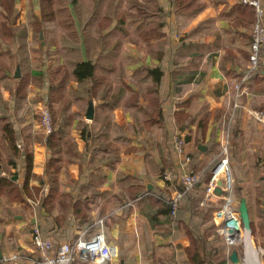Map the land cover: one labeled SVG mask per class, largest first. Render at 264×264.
Returning a JSON list of instances; mask_svg holds the SVG:
<instances>
[{
  "label": "crops",
  "instance_id": "obj_1",
  "mask_svg": "<svg viewBox=\"0 0 264 264\" xmlns=\"http://www.w3.org/2000/svg\"><path fill=\"white\" fill-rule=\"evenodd\" d=\"M19 1L23 3L19 22L28 19L31 3L34 14L41 16L35 0ZM199 1L205 4L204 8L184 23L175 11L174 0H159L168 13L166 25L157 29L161 37L144 39L133 27H127L121 42L116 41L112 36V32L118 33L114 18L103 30L109 37L102 41L97 38L89 42V46L84 34L96 37V27L83 25L85 17L76 20L80 36L78 58L91 59L97 64L98 80L94 94L87 95L88 105L93 100L95 120L86 118L88 106L77 103L72 106V111L82 113V121L77 119L71 127L79 156L62 151L65 161L58 185L59 195L69 204V209L63 214L58 199L50 204L51 211L41 205L51 188L46 166L52 149L47 145V135L41 126L43 105L47 102L50 108L46 79L41 85L29 86L27 99L18 110V115L25 117L20 126L28 129L30 136L24 138L23 130L15 125L17 146L21 148L25 142L32 151V173L36 177L32 176L27 188L23 187L24 158L17 159L9 174L0 170V176L12 175L18 189L10 199L9 185L0 186V250L3 256L19 254L18 260L0 261V264H33L37 252L31 237L36 223L57 245L73 242L81 234L92 236L98 231L101 219L108 242L118 249V256L126 258L127 264L130 259L133 264H155L156 261L160 264V257L164 256L172 257L173 264H185V249L190 244L186 226L196 225L201 231L208 226L200 213L191 211L193 199L197 208L214 210L211 222L223 201L215 192L207 195V182L219 162L223 132L231 125L233 117L236 119L230 147V167L235 178L233 194L238 206L243 196L247 198L253 233V225L264 226V124L253 113L264 110V55L260 70L245 84L248 93L241 96L237 107L232 87V82L246 71L254 10L241 0ZM154 22L155 19L152 24ZM38 48L39 44L34 45L35 50ZM56 55L61 56L59 63L62 64L61 52L49 57L31 52L32 68L41 66L46 72L49 67L53 68ZM144 68H159L162 71L160 82L154 83L152 75ZM70 86L80 88L75 80ZM87 87L91 88V84ZM0 91L13 114L17 112L10 91L1 84ZM158 113L160 120L157 115L152 116ZM85 126L88 130L82 136ZM92 128L93 131L104 130L107 138L104 144L109 149L101 144L98 151L94 150ZM179 134L185 137L187 152L192 157L187 164L174 150L175 137ZM0 152L4 157L9 153L1 148ZM188 169L200 174V182L182 200L179 212L171 213L177 216L175 218L151 212L147 203L135 201L128 195L133 182L129 178H136L145 184L146 190L172 198L181 186V174ZM169 171L174 172V178L167 181L164 174ZM96 188L100 193H95ZM77 208L93 221V226L90 222L79 224L77 217L81 216L76 214ZM200 230L198 233H202ZM253 238L256 244L264 246V235ZM226 256L228 264V247ZM73 264L99 263L76 258ZM113 264H120V260H114Z\"/></svg>",
  "mask_w": 264,
  "mask_h": 264
},
{
  "label": "trees",
  "instance_id": "obj_2",
  "mask_svg": "<svg viewBox=\"0 0 264 264\" xmlns=\"http://www.w3.org/2000/svg\"><path fill=\"white\" fill-rule=\"evenodd\" d=\"M83 1L40 0L41 16L38 17L34 14L33 4L31 3L28 19L25 22H19L21 13L17 8L18 0H0V84L10 91L11 99H14L17 105V112L13 114L9 102L0 91V148L3 151H9L5 157L0 152V170H4L9 174L10 167L16 165L17 159L24 158L25 180L23 187L27 188L29 179L32 176L36 177L32 173V151L25 142L21 148L17 146L18 134L15 125L17 124L23 130L22 134L24 138L30 136L28 129L20 126L25 117L18 115V110L23 107L27 99L29 86L33 83L41 85L47 79L49 82V106L53 130L49 134H46L47 145L52 149V156L47 163L46 173L48 181L51 183V188L49 194L41 201V205L51 211L52 207H50V204H54L58 199L63 214L69 209V204L62 201V195H59L58 191L59 173L65 161L62 151L65 150L79 156L76 150V142L73 141V136L71 135V127L77 119L82 121V113L72 111V106L74 103H77L79 106L87 107V95L89 92L94 94V88L98 80V76L96 75L97 64L92 62L91 59L83 61L78 58L80 36L77 31L78 23L76 20L84 19L85 17L86 21L83 25L85 24L88 27L93 25L92 27H96L98 32L96 37L93 34H84L85 41L90 46L89 42L97 38L98 41H102L104 38L109 37L110 34L103 33V30L109 27L114 18L117 19L116 29L118 33L116 35L114 31L112 32V36L113 39L116 38V41L121 42L122 37L126 35L127 27H133L136 32H139L140 37L144 39L157 35L161 37L162 33H158L157 29L159 26L166 25V18L168 17V13L159 4V0ZM174 3L175 11L178 17L183 18L184 23L189 22L205 5L199 0H174ZM244 5L247 6V4ZM253 10L255 21V9L253 8ZM156 17L163 18L164 20L158 21ZM154 19L155 22L152 24ZM47 24H51V27L55 25V28L50 29ZM62 29H65V31ZM60 30L63 32H60ZM30 31H32L31 39H29ZM36 44H39L37 50L34 49V45ZM35 51L46 57H49L52 53L61 52L63 56L65 55L64 62L59 66L49 67L46 72L42 70L41 66H37V69H34L32 68L30 55L31 52ZM18 67L21 69L20 76H16ZM144 70L152 75L154 83L158 84L160 82L162 71L159 68H144ZM72 80L77 81L80 88L70 86ZM88 84H91V88L87 87ZM155 115H157L159 120L161 119L160 113L152 114V116ZM235 120V117H233L230 125L231 138L233 137ZM87 130V126L81 130L82 136ZM100 131L102 133H99ZM91 136L94 150L98 151L100 145L104 144L107 140L104 130L93 131L92 128ZM103 148L109 149V146L104 144ZM112 149L115 152V149ZM129 179L133 180L128 190V195L131 199L147 203L151 207V212H156V214L177 217L171 214V197L169 198L168 196L167 198L158 194L156 195L152 190H146L145 184L139 182L138 179ZM209 180L207 184H209ZM14 181L11 174L8 177L0 176V186L2 184L9 185L7 189H9L10 199L13 198V194H16L18 190ZM42 181L44 180L42 179ZM179 188L181 186H178L177 189ZM95 193H100L98 188H96ZM189 193L190 191L185 194L184 198ZM202 197L203 194L199 198L201 199ZM194 205L195 201L193 199L191 211L193 213H200L203 217V222L207 221L208 226L203 231L196 225L186 226L190 244L185 249L187 252L185 264H227L226 244L222 236L217 232L215 221H210L214 210L208 207L197 208ZM179 209L180 207L176 213L179 212ZM79 210L80 208L75 209L76 214L81 216L77 217L79 224L81 225V222L82 224L90 222L93 226V221H90L85 214H81ZM177 222L181 221L178 220ZM253 226L256 236L264 235V226L262 224L259 227H256L257 224ZM198 230L202 233H198ZM122 258L126 260L125 257ZM160 260V264H173L172 257L164 256L160 257Z\"/></svg>",
  "mask_w": 264,
  "mask_h": 264
},
{
  "label": "built area",
  "instance_id": "obj_3",
  "mask_svg": "<svg viewBox=\"0 0 264 264\" xmlns=\"http://www.w3.org/2000/svg\"><path fill=\"white\" fill-rule=\"evenodd\" d=\"M255 9V21L252 26V38L246 71L240 79L232 82L234 89V106L240 105V98L248 93L250 77L256 74L261 67L264 55V2L263 0H241ZM177 38L179 35L176 36ZM47 101V98L46 100ZM253 113L264 124V110L253 111ZM41 124L49 134L53 130V122L50 108L47 102L42 108ZM174 150L183 160L184 164L192 161L191 155L187 152V141L181 134L175 137ZM221 158L213 170V174L207 188V195L214 194L215 188L221 180L223 189L222 204L214 212V221L217 232L222 236L228 247V264H233L230 255L233 250H237L240 257V264H264V246L255 244L253 247L257 253L255 259L250 260L248 241L245 237L243 224L239 215L238 204L236 203L233 186L235 178L230 167V126L224 132L220 142ZM174 172L169 171L164 174V179L173 180ZM200 181V174L194 169H188L180 176L181 188L177 189L170 200L171 213L176 214L185 194L190 191ZM99 229L90 237L81 234L73 242L66 241L55 244L53 240L46 237L39 224L33 225L31 241L37 255L33 258V264H73L76 258L85 261H92L99 264H113L118 257V249L111 245L106 236L103 220H99ZM252 245V244H251ZM19 259L18 253L3 256L1 261L9 262Z\"/></svg>",
  "mask_w": 264,
  "mask_h": 264
},
{
  "label": "water",
  "instance_id": "obj_4",
  "mask_svg": "<svg viewBox=\"0 0 264 264\" xmlns=\"http://www.w3.org/2000/svg\"><path fill=\"white\" fill-rule=\"evenodd\" d=\"M21 75V69L20 67L17 68V72H16V76H20ZM94 113H95V109H94V104H93V100L89 101V105L86 111V118L92 120L94 118ZM218 186L215 189V193L221 195L223 193V189L221 187L222 181L220 180L218 182ZM238 210H239V215L243 224V230L245 233V237L246 239H250V241L252 242L253 245H255V241L254 238L251 237V233H252V222H251V216H250V211H249V206H248V201L247 198L245 196L242 197V199L240 200V204L238 206ZM248 239V240H249ZM3 258V254L0 250V261ZM230 258L233 262V264H240V257L238 254V251L235 249L232 251ZM120 264H126L124 259L120 260Z\"/></svg>",
  "mask_w": 264,
  "mask_h": 264
},
{
  "label": "rangeland",
  "instance_id": "obj_5",
  "mask_svg": "<svg viewBox=\"0 0 264 264\" xmlns=\"http://www.w3.org/2000/svg\"><path fill=\"white\" fill-rule=\"evenodd\" d=\"M18 1H19V0H18ZM21 5H23V3L21 4V2L19 1L18 4H17V8L20 9ZM25 5L27 6V2H25ZM34 5L36 6V8L39 7V6H40V0H35V1H34ZM22 7H23V6H22ZM22 7H21L20 12H21L22 9H23ZM29 8H30V7H29ZM57 25H58V24H57ZM47 26H48V28H50V29L55 28V27H54L55 25L51 27V24H47ZM34 43H35V42H34ZM57 56H58V57H57ZM59 56H60V55H56V56L54 57L53 65H52L53 67H56V66H59V65H60L59 61H60L61 59H59V58H60L61 56H60V57H59ZM64 56H65V55H64ZM63 62H64V60H63ZM58 64H59V65H58ZM41 126H42V124H41ZM233 177H234V176H233ZM194 187H195V186H194ZM194 187H193V188H194ZM193 188H192V189H193ZM192 189H191V190H192ZM188 192H189V191H188ZM253 234H254V233H253V229H252V233H251V235H253ZM252 237H255V235H253ZM71 242H72V241H71ZM172 249H173V247H172L171 249H167V250H172ZM116 259H118V261H119V260H121V259H123V258L120 257V256H118ZM125 262H126V260H125ZM128 263H129V264H133L134 262L132 261V259H130V261L128 260ZM126 264H127V262H126Z\"/></svg>",
  "mask_w": 264,
  "mask_h": 264
},
{
  "label": "bare ground",
  "instance_id": "obj_6",
  "mask_svg": "<svg viewBox=\"0 0 264 264\" xmlns=\"http://www.w3.org/2000/svg\"><path fill=\"white\" fill-rule=\"evenodd\" d=\"M251 237H252V235H251ZM248 239H247V241L249 243L248 249H249V252H250V260H252V259H255V257L257 256V253H256V251H255V249L253 247L254 245L252 244V242L250 241V239L249 240Z\"/></svg>",
  "mask_w": 264,
  "mask_h": 264
}]
</instances>
